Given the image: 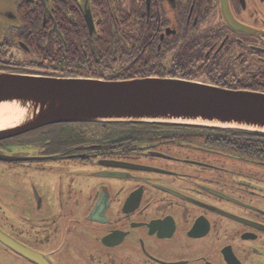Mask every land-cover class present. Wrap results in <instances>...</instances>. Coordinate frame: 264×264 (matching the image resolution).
<instances>
[{
    "label": "flooded vegetation",
    "instance_id": "1",
    "mask_svg": "<svg viewBox=\"0 0 264 264\" xmlns=\"http://www.w3.org/2000/svg\"><path fill=\"white\" fill-rule=\"evenodd\" d=\"M0 69L264 92V0H0ZM0 264H264V137L78 121L0 139Z\"/></svg>",
    "mask_w": 264,
    "mask_h": 264
},
{
    "label": "water",
    "instance_id": "2",
    "mask_svg": "<svg viewBox=\"0 0 264 264\" xmlns=\"http://www.w3.org/2000/svg\"><path fill=\"white\" fill-rule=\"evenodd\" d=\"M1 105L12 106L14 115L0 127V139L78 121L196 125L264 134V92L182 78L105 81L0 69ZM12 246L42 262L39 253L21 244Z\"/></svg>",
    "mask_w": 264,
    "mask_h": 264
},
{
    "label": "bare ground",
    "instance_id": "3",
    "mask_svg": "<svg viewBox=\"0 0 264 264\" xmlns=\"http://www.w3.org/2000/svg\"><path fill=\"white\" fill-rule=\"evenodd\" d=\"M11 109H12V106L10 105L0 106V127L5 125V123L9 120L10 116L14 115Z\"/></svg>",
    "mask_w": 264,
    "mask_h": 264
},
{
    "label": "trees",
    "instance_id": "4",
    "mask_svg": "<svg viewBox=\"0 0 264 264\" xmlns=\"http://www.w3.org/2000/svg\"><path fill=\"white\" fill-rule=\"evenodd\" d=\"M75 39H78L79 40L80 38L79 37H75ZM229 130L240 131V132L244 133L245 136H253V137L260 136V137H264V134L256 133V132H249V131L236 130V129H229Z\"/></svg>",
    "mask_w": 264,
    "mask_h": 264
},
{
    "label": "rangeland",
    "instance_id": "5",
    "mask_svg": "<svg viewBox=\"0 0 264 264\" xmlns=\"http://www.w3.org/2000/svg\"><path fill=\"white\" fill-rule=\"evenodd\" d=\"M8 1H9V0H8ZM5 3H6V1H5ZM5 3H4V4H5ZM4 4H3V5H4Z\"/></svg>",
    "mask_w": 264,
    "mask_h": 264
}]
</instances>
